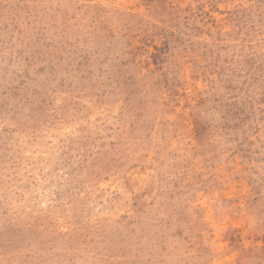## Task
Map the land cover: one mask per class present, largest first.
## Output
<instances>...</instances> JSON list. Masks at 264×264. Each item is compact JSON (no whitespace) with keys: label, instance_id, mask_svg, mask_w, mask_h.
<instances>
[{"label":"rangeland","instance_id":"obj_1","mask_svg":"<svg viewBox=\"0 0 264 264\" xmlns=\"http://www.w3.org/2000/svg\"><path fill=\"white\" fill-rule=\"evenodd\" d=\"M0 264H264V0H0Z\"/></svg>","mask_w":264,"mask_h":264}]
</instances>
